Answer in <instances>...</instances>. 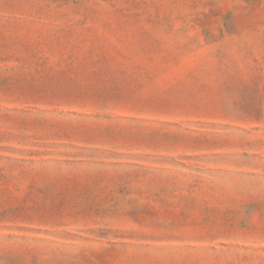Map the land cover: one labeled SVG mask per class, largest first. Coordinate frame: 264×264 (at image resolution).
Listing matches in <instances>:
<instances>
[{
	"label": "rangeland",
	"instance_id": "obj_1",
	"mask_svg": "<svg viewBox=\"0 0 264 264\" xmlns=\"http://www.w3.org/2000/svg\"><path fill=\"white\" fill-rule=\"evenodd\" d=\"M0 264H264V0H0Z\"/></svg>",
	"mask_w": 264,
	"mask_h": 264
}]
</instances>
